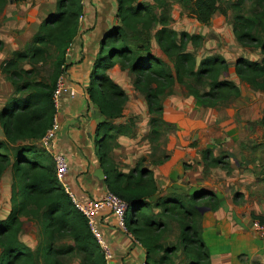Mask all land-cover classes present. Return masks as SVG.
I'll return each instance as SVG.
<instances>
[{"label": "trees", "instance_id": "16d2710c", "mask_svg": "<svg viewBox=\"0 0 264 264\" xmlns=\"http://www.w3.org/2000/svg\"><path fill=\"white\" fill-rule=\"evenodd\" d=\"M9 1L0 0V14ZM133 1L117 0L120 24L114 26L100 44L87 87L90 103L103 116L97 123L94 140L104 172L103 181L106 188L125 200L131 209V218L125 219L126 227L145 247L144 264H180L171 260L174 245L162 243L166 228V223L160 220L162 214L176 220L180 227L184 264H210L207 247L200 238L195 204L196 198L208 195L203 201L213 207L214 195L208 191L184 198L166 195L153 202L150 197L158 188L152 171L140 164L144 157L126 172L120 170L114 160L111 152L116 134H125L131 126L127 127L129 122L127 125L112 123L122 115L127 96L107 70L118 63L122 70L134 74V88L144 95L150 114L148 137L153 142L158 140L163 123L162 96L170 88L183 85L190 96L209 107L239 96L240 89L234 81L224 78L227 64L221 55H208L197 63L193 52L186 50L188 41L194 46L199 44V35L181 32L178 37L167 27L165 17H157L150 5L133 4ZM154 1L167 10L166 0ZM178 1L204 24L209 23L214 11L225 12L220 6L224 0ZM242 3L243 0H237L235 6ZM82 12L81 0H56L55 9L43 18L24 49L12 51L0 64V72L12 87V93L0 107V180L7 171L10 179L9 209L0 218V264H64V256L77 257L79 264H105L86 216L57 178L51 154L37 143L52 123L55 112L52 93ZM155 23L160 27L154 33L157 46L153 47L151 29ZM233 30L242 45L259 47L262 54L259 60L238 57L235 74L251 88L264 92V39L261 36L264 34V4L251 16L238 12ZM48 61L50 70L44 74L41 65ZM99 68L102 72L98 74ZM195 84L206 87L200 89ZM260 123L264 127V113ZM167 156L163 154L149 162L161 163ZM218 163L217 158H211V165ZM154 207L160 211L155 213ZM24 220L34 222L37 227L34 248L19 237ZM58 242L62 243L57 245Z\"/></svg>", "mask_w": 264, "mask_h": 264}, {"label": "crops", "instance_id": "0c3cea01", "mask_svg": "<svg viewBox=\"0 0 264 264\" xmlns=\"http://www.w3.org/2000/svg\"><path fill=\"white\" fill-rule=\"evenodd\" d=\"M166 1V11L154 0H134L133 4L150 5L157 17H165L167 27L178 37L181 32L199 35L198 46L188 41L186 50L197 49V55L202 57L219 53L225 58L229 73L224 78L234 81L240 94L222 105L209 107L188 93L184 98H180L177 91L170 93L163 103L165 121L172 126V132L168 134V156L161 163L147 161L142 166L152 171L158 188L150 200L154 202L166 195L184 198L202 191L211 192L213 207L203 201L208 195L196 198L195 204L199 213L196 219L200 238L207 247L210 264H264V238L253 228L256 219L264 222V127L260 123L264 113V92L251 88L234 71L238 57L259 60L261 55L255 54L254 46L242 45L233 30L238 12L251 16L264 2L243 0L235 6L237 0H224L220 6L225 12L214 11L209 23L204 24L178 0ZM55 7L56 0L8 2L0 14V64L11 56L12 51L24 49L43 18ZM117 10V0H86L82 20L78 21L72 47L65 58L69 63L65 78L75 88L76 95L60 97L57 111L60 127L53 144L54 149L67 159L63 183L80 201L99 198L107 190L104 175L99 176L102 168L94 148L97 123L103 116L90 103L87 87L100 44L110 35V30L120 24ZM159 27L160 24L155 23L151 29L153 47L157 46L154 33ZM107 73L127 96L122 115L112 123L129 122V126L135 122L136 115L146 122L145 116L148 118L149 115L146 101L134 88L130 73L118 64L108 68ZM1 75L0 72V107L12 93L10 83ZM125 149L129 153L128 146ZM111 153L118 164L116 148ZM213 157L218 159V164H210ZM133 166L135 164L123 168L118 164L124 172ZM4 176L9 179L7 172ZM154 210L159 208L154 207ZM160 220L167 222L163 214ZM97 222L113 251L110 264L145 262V247L130 233L118 228L109 209L102 211ZM164 246L169 245L166 242Z\"/></svg>", "mask_w": 264, "mask_h": 264}, {"label": "rangeland", "instance_id": "374dc122", "mask_svg": "<svg viewBox=\"0 0 264 264\" xmlns=\"http://www.w3.org/2000/svg\"><path fill=\"white\" fill-rule=\"evenodd\" d=\"M262 39H264V34L261 35ZM138 42V41H134ZM198 46V45H197ZM193 47H189L191 49ZM193 50V49H192ZM255 54H260V48L255 47ZM193 54L196 57L197 63L203 58L202 56L197 55V49L192 51ZM213 54H219L217 52L212 53ZM118 64V63H115ZM119 65V64H118ZM40 66V65H38ZM42 70L44 74H47L50 70V62H46L45 64L41 65ZM98 74L102 72V70L99 68ZM130 73V72H129ZM228 71L223 73V76H228ZM4 76V75H3ZM1 75V77H3ZM130 78L133 83L134 74L130 73ZM197 87H201L200 89H204L206 85L201 84H195ZM123 89V88H122ZM170 90V91H169ZM167 92L162 96V103L165 102L166 98L169 97L171 91H177L180 98H184L187 94V91L183 85H176L173 88H170ZM184 96V97H183ZM227 104V103H226ZM222 105V104H220ZM164 106V105H163ZM150 117V114L145 116L146 122H143L140 115H136L135 122H132L131 127L126 131L125 135L116 134V138L114 139V147L112 150L116 148L115 156L117 158L118 164L123 168L131 167V165L137 164L141 158L144 157V159L140 162V164H144L145 162H149L150 160L155 159L156 157L161 158L163 154H166L167 146H168V134L169 132H172V126L165 121V114L163 113L162 119L163 123H161L160 126V136L158 137L157 141H150L149 135H150V125L148 124V119ZM144 118V119H145ZM117 122H119L117 120ZM167 123V124H166ZM145 124L147 125V128L145 127ZM127 125V124H126ZM128 127V126H127ZM144 135L147 136L144 137ZM128 146L129 153L125 152L127 151L125 148ZM94 148L96 150L95 144ZM121 148V149H120ZM97 154V153H96ZM9 173V171H7ZM9 183L10 179H7L6 176H3L0 180V218L6 214V212L9 209ZM159 211V210H154ZM127 219L131 218V209L128 208L126 213ZM126 219V220H127ZM166 219V228L165 232L162 237V243H166L167 245H174L175 251L171 256V260L175 261V263L184 264V254L182 250V246L180 245L179 241V233H180V227L177 224V221L174 219H168V217H164ZM19 237L21 240H23L26 244H28L30 247L34 248L37 244V227L34 222L32 221H26L24 220V224L22 227V230L20 231ZM65 242V240L63 241ZM62 242H58L57 245L61 244ZM64 264H79L78 258L75 256H64Z\"/></svg>", "mask_w": 264, "mask_h": 264}, {"label": "built area", "instance_id": "2783aa9c", "mask_svg": "<svg viewBox=\"0 0 264 264\" xmlns=\"http://www.w3.org/2000/svg\"><path fill=\"white\" fill-rule=\"evenodd\" d=\"M85 1L86 0H81L82 5ZM82 17L83 15L80 14L78 17V21H81ZM72 44L73 41L66 48L65 57L68 56ZM61 68L62 71L56 80V85L52 93V98L55 105V112L53 114L52 123L50 127L45 131L44 135L37 140V143L51 154L55 165L57 178L63 184L65 190L72 197L75 206L79 210H81L86 216L89 227L101 248L105 264H110V261L113 257V251L108 242L106 241L102 231L100 230L97 218L104 209H109L115 218V222L118 228L126 233H129L125 222L128 204L125 200H123L113 192L109 191L108 189L99 198L80 201L69 189L68 185L66 183H63V177L67 173L68 168L67 159L61 152L54 149L53 144L54 139L56 137V132L60 127L57 111L61 95L65 94L68 95V97H74L76 95V90L71 86L70 83H67L66 81L65 77L68 68L66 67V63H63L61 65ZM253 228L262 238H264V222L260 221L259 219H256L253 222Z\"/></svg>", "mask_w": 264, "mask_h": 264}, {"label": "water", "instance_id": "95a60500", "mask_svg": "<svg viewBox=\"0 0 264 264\" xmlns=\"http://www.w3.org/2000/svg\"><path fill=\"white\" fill-rule=\"evenodd\" d=\"M103 175H104L103 170H102V169H99V176H100V177H103Z\"/></svg>", "mask_w": 264, "mask_h": 264}]
</instances>
